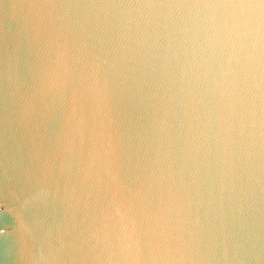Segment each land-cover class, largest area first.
I'll list each match as a JSON object with an SVG mask.
<instances>
[{
  "label": "water",
  "instance_id": "95a60500",
  "mask_svg": "<svg viewBox=\"0 0 264 264\" xmlns=\"http://www.w3.org/2000/svg\"><path fill=\"white\" fill-rule=\"evenodd\" d=\"M0 264H264V0H0Z\"/></svg>",
  "mask_w": 264,
  "mask_h": 264
}]
</instances>
